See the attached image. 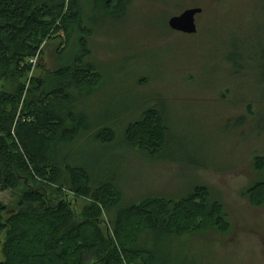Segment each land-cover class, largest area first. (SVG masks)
<instances>
[{"label": "rangeland", "instance_id": "374dc122", "mask_svg": "<svg viewBox=\"0 0 264 264\" xmlns=\"http://www.w3.org/2000/svg\"><path fill=\"white\" fill-rule=\"evenodd\" d=\"M132 1L115 16L92 15L85 5L83 30L47 39L31 71L1 81L0 91L25 87L21 117L34 82L43 91L62 86L54 75L74 64L85 40L90 55L84 64L101 78L83 94L73 92L77 107L63 106L85 113L92 126L109 128L114 139L103 143L90 133L72 145L57 142L51 153L66 166L88 170L94 188L101 181L116 186L121 199L99 222L106 236L117 242L123 210L156 201L173 215L177 205L186 208L182 200L204 188L209 202L222 206L226 231L196 217L185 226L187 235L149 234L143 245L158 255L159 264H264V202L253 205L247 195L264 183V170L256 167V159H264V0ZM193 8L203 10L197 33L172 31L170 19ZM153 108L168 127L163 152L146 149L140 139L133 142L137 134L130 129ZM67 171L64 181L47 186V194L65 199L83 221L93 201L72 191ZM25 190L0 188L6 219L19 212ZM6 241L1 234L0 264L6 261ZM87 264L103 262L90 257Z\"/></svg>", "mask_w": 264, "mask_h": 264}, {"label": "trees", "instance_id": "16d2710c", "mask_svg": "<svg viewBox=\"0 0 264 264\" xmlns=\"http://www.w3.org/2000/svg\"><path fill=\"white\" fill-rule=\"evenodd\" d=\"M132 2L0 0V83L8 78L19 80L28 74L32 69L31 60L42 53L41 47L47 39L60 34L69 37L74 29L83 30L85 5L91 8L92 15L115 16ZM79 46L74 64L54 75L63 85L43 91L44 85L34 82L21 117L18 112L25 87L21 86L15 93L0 91V188L14 191L28 187L16 215L6 219L8 209L0 204V235L7 238L3 264H87L90 257L103 264H159L158 255L143 245V239L149 234L183 237L187 235L185 226L196 217L206 220L213 228L226 231L222 206L211 204L209 194L202 188L182 200L186 208L182 205L179 209L181 206L177 205V213L173 215L155 205L156 201L123 210L116 226L117 242L106 236L99 222L103 211L112 209L121 199L116 186L101 181L94 188L88 170L66 166L51 153L57 142L58 147L72 145L90 133L92 139L99 142L114 139L109 128L92 126L85 113L76 114L63 106L77 107L79 102L73 92L83 94L101 78L93 66L84 64L90 55L86 41L82 40ZM37 92L41 96L37 97ZM130 129L137 134L133 142L140 139L146 149L164 151L168 127L158 108L146 111ZM256 167L264 170L263 158L256 159ZM68 169L71 170L67 171V179L72 191L93 201L85 212V219L79 222L65 199L54 201L47 194V186L64 181V170ZM31 184L36 186L31 187ZM247 195L253 205L262 204L264 183L249 190Z\"/></svg>", "mask_w": 264, "mask_h": 264}, {"label": "water", "instance_id": "95a60500", "mask_svg": "<svg viewBox=\"0 0 264 264\" xmlns=\"http://www.w3.org/2000/svg\"><path fill=\"white\" fill-rule=\"evenodd\" d=\"M203 13L201 8L188 9L180 16L172 17L169 21V27L172 31L194 35L197 33L196 18Z\"/></svg>", "mask_w": 264, "mask_h": 264}, {"label": "built area", "instance_id": "2783aa9c", "mask_svg": "<svg viewBox=\"0 0 264 264\" xmlns=\"http://www.w3.org/2000/svg\"><path fill=\"white\" fill-rule=\"evenodd\" d=\"M31 64H35V60H31Z\"/></svg>", "mask_w": 264, "mask_h": 264}]
</instances>
